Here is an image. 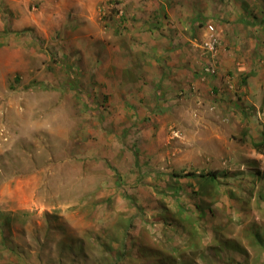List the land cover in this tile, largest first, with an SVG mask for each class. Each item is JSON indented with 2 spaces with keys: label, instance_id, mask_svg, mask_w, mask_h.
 Returning a JSON list of instances; mask_svg holds the SVG:
<instances>
[{
  "label": "rangeland",
  "instance_id": "374dc122",
  "mask_svg": "<svg viewBox=\"0 0 264 264\" xmlns=\"http://www.w3.org/2000/svg\"><path fill=\"white\" fill-rule=\"evenodd\" d=\"M263 128L264 0H0V264H264Z\"/></svg>",
  "mask_w": 264,
  "mask_h": 264
},
{
  "label": "trees",
  "instance_id": "16d2710c",
  "mask_svg": "<svg viewBox=\"0 0 264 264\" xmlns=\"http://www.w3.org/2000/svg\"><path fill=\"white\" fill-rule=\"evenodd\" d=\"M253 22V20H251ZM264 146V128H263V132L261 133V140L259 141V143H255L253 144V148L257 151V152H262L261 151V147ZM174 176H178V175H174ZM187 176H191L190 174H188ZM200 177L205 178V182H209V183H213V181H215L216 178V173H207L206 175H200ZM181 215V214H180ZM182 216V215H181ZM189 226H191L189 224ZM256 239L258 240V242L260 243V245H262L264 247L263 242L260 240V236L256 235ZM148 249H142L141 253L143 254V256H145L148 253ZM156 257H158L157 261H160L158 264H183V262L181 260H177L176 258H174L173 255L171 256H162V255H157L154 253H151V255H149V253L147 254V257H145V260H149V258L152 260ZM153 264V263H152Z\"/></svg>",
  "mask_w": 264,
  "mask_h": 264
},
{
  "label": "built area",
  "instance_id": "2783aa9c",
  "mask_svg": "<svg viewBox=\"0 0 264 264\" xmlns=\"http://www.w3.org/2000/svg\"><path fill=\"white\" fill-rule=\"evenodd\" d=\"M215 33V28L212 25H206L205 39L201 46V49L203 50L204 54H209L212 58L217 53V47L220 44V40L218 39Z\"/></svg>",
  "mask_w": 264,
  "mask_h": 264
},
{
  "label": "crops",
  "instance_id": "0c3cea01",
  "mask_svg": "<svg viewBox=\"0 0 264 264\" xmlns=\"http://www.w3.org/2000/svg\"><path fill=\"white\" fill-rule=\"evenodd\" d=\"M244 20V19H243ZM244 22H246V20H244Z\"/></svg>",
  "mask_w": 264,
  "mask_h": 264
},
{
  "label": "clouds",
  "instance_id": "9594fccd",
  "mask_svg": "<svg viewBox=\"0 0 264 264\" xmlns=\"http://www.w3.org/2000/svg\"><path fill=\"white\" fill-rule=\"evenodd\" d=\"M208 25V24H207ZM219 39V38H218Z\"/></svg>",
  "mask_w": 264,
  "mask_h": 264
}]
</instances>
